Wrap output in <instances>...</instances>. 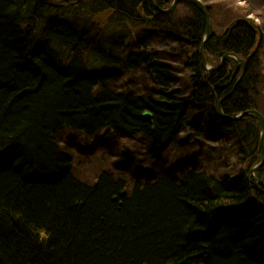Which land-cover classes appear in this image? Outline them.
Wrapping results in <instances>:
<instances>
[{
	"label": "trees",
	"instance_id": "1",
	"mask_svg": "<svg viewBox=\"0 0 264 264\" xmlns=\"http://www.w3.org/2000/svg\"><path fill=\"white\" fill-rule=\"evenodd\" d=\"M179 7L188 15L162 14L154 0H0V264H264V192L249 178L262 129L218 105L231 117L259 111L262 32L239 17L223 35L211 29L209 65L227 54L247 63L244 76L230 57L207 73V19L190 1ZM175 62L189 72L184 93ZM64 131L118 144L117 165L137 162L121 139L143 136L161 156L184 134L224 143L228 155L215 150L237 162L230 173L226 162L215 175L146 173L130 185L109 171L84 184Z\"/></svg>",
	"mask_w": 264,
	"mask_h": 264
},
{
	"label": "rangeland",
	"instance_id": "2",
	"mask_svg": "<svg viewBox=\"0 0 264 264\" xmlns=\"http://www.w3.org/2000/svg\"><path fill=\"white\" fill-rule=\"evenodd\" d=\"M80 1V0H79ZM166 6L163 7L165 10L171 7L174 0H165ZM208 8L212 9V16L210 22V29L218 35H223L227 28H229L234 20L239 18H247L254 22L255 26L260 27L262 32L259 37V45L262 49L261 60L262 67L260 73V86L258 89L259 98L257 104L259 113L264 115V0H202ZM241 14V15H240ZM179 15L187 16L188 10L179 7ZM158 52H168L162 46L153 47ZM163 60L168 64L167 58L164 57ZM206 61V56H205ZM218 63L217 66H220ZM175 68V75H177L179 80V87L177 88L181 93H184L185 88L188 86L187 79L189 77V72L186 70L184 64L175 62L173 63ZM213 68L211 65H207V70ZM209 73V72H207ZM134 85L138 88L141 85L142 79L140 72H134ZM126 77L116 78L115 82L110 84V88L121 90L122 83L126 80ZM147 77L145 76V81ZM148 82V80H147ZM186 134L181 136L178 141L185 138L183 146L177 145L176 142L170 144L161 156H153L149 151L151 148V143L144 138L140 137H127L120 140V144H123L125 148L131 151L136 159V163L120 164L121 158L114 157L115 154L111 153L112 149L118 147V144H114L113 141L104 140L100 135L97 139L93 140L79 134L77 132L64 131L60 134L59 141L60 144L65 147V150L70 152L73 160V173L76 178H78L84 184H92L98 178L101 172L114 171L113 174L117 178L126 180L128 184H134L138 179H145L146 181H151L150 178H146V173L150 175L165 174L170 176H175L182 170H187L190 168L210 171L212 174H216L217 167L220 163L227 166L223 171L233 172L234 164L237 160H232L231 158H225L223 155L227 154L228 147H225L224 143H212L203 142L200 140H192L191 142L186 140ZM262 137V136H261ZM194 141V142H193ZM262 141V139H261ZM181 142V141H180ZM93 143V144H92ZM193 143V146L191 145ZM86 146V148H84ZM217 147H222L225 151L220 153L215 150ZM228 155V154H227ZM262 159V158H261ZM177 165L180 169L175 168ZM222 169V168H220ZM257 170L252 174V179L257 178ZM251 174V172H250ZM137 177V178H135ZM152 177V176H150ZM134 178V179H133ZM141 179V180H142Z\"/></svg>",
	"mask_w": 264,
	"mask_h": 264
},
{
	"label": "water",
	"instance_id": "3",
	"mask_svg": "<svg viewBox=\"0 0 264 264\" xmlns=\"http://www.w3.org/2000/svg\"><path fill=\"white\" fill-rule=\"evenodd\" d=\"M77 1H79V0H77ZM154 1L156 3V9L158 11H160L162 14H166V15L168 13L174 11L175 8L178 6V4L181 3V2H183V1H187V2L190 1V2H192L197 8H199L200 11H202V13L204 14L205 18L207 19V28H206L207 31H206V36H205V39H204V42L202 44V47H201V50L200 51L202 52V63L204 65L205 69L207 70V63L205 61V52H203V51H204V46H205L207 40L211 37V29H210L211 19H210V16H209L208 8L204 4H202V2L199 1V0H175L173 2V4L171 5V7L168 8L167 11H164L160 7L159 0H154ZM151 20H152V18L142 17V21L143 22H151ZM226 57H232V58H235L236 59L237 55L235 56L233 54H227V55H225V57H224V59L222 61H224ZM238 61H239L240 65L243 68V72H244L243 73V76H244V74H245V67H246V61L245 60H241V59L238 60ZM221 67H222V65L219 66L218 68H215L214 70H218ZM214 70H210V72H213ZM220 103H221V101L219 102V107H220L219 108V111H220L221 115L224 117V115L222 114V110H221ZM249 114L256 115L257 118H258V120L260 121L261 126H262V143H261V148H262V161L264 162V117H263V115H259L258 112H256L255 110H250L249 112L243 113L241 115V117L242 116L245 117V116H247ZM153 117H154V115L152 114V112H144L142 114V118L144 120H146L147 122H149L150 124L154 121L153 120ZM228 118L231 119V120H233L230 117H228ZM239 119H240V117H239ZM260 167L261 166L259 165V166L255 167V168H253L252 171H251V174H250L249 178H251L252 177V174L254 172H256L257 170H259ZM254 180L257 181V182H259V183L261 182V181H258V179H256V178ZM260 185L263 187L264 186V182L261 183Z\"/></svg>",
	"mask_w": 264,
	"mask_h": 264
},
{
	"label": "bare ground",
	"instance_id": "4",
	"mask_svg": "<svg viewBox=\"0 0 264 264\" xmlns=\"http://www.w3.org/2000/svg\"><path fill=\"white\" fill-rule=\"evenodd\" d=\"M76 1H77V0H76ZM174 1H175V0H174ZM174 1H173V2H174ZM199 1H201L202 4H204L202 0H199ZM78 2H79V1H78ZM186 2H187V1H186ZM159 3H160V7H161V1H160V0H159ZM52 4H53L54 6H57V7H58V5H59V4H56V3H54V2H53ZM172 4H173V3H172ZM155 5H156V3H155ZM179 5H180V3H179L178 6L175 8V10L172 11V12H170V13H173V12L177 11L178 8H179ZM204 5L207 7L206 4H204ZM161 9L164 10V11H167V10L163 9L162 7H161ZM156 10H157V9H156ZM142 17H145V16L141 15V19H142ZM148 18H150V17H148ZM142 22H143V21H142ZM151 22H152V20H151ZM144 23H146V22H144ZM147 23H150V22H147ZM210 27H211V25H210ZM205 36H206V35H205ZM211 36H212V35H211ZM204 39H205V38H204ZM209 39H210V38H209ZM203 41H204V40H203ZM207 41H208V40H207ZM230 58H232V57H230ZM233 59H235V58H233ZM235 60L238 61V60H240V58H237V57H236ZM241 60H243V59H241ZM221 62L224 63V61H221ZM206 63H207V62H206ZM222 63H221V65H223ZM246 63H247V61H246ZM207 65H209V64L207 63ZM221 65H220V66H221ZM218 67H219V66L214 67V68H211L210 70H214L215 68H218ZM204 68H205V67H204ZM205 70H206V69H205ZM210 70H206V71L210 73ZM242 75H243V72H242ZM242 75H241V76H242ZM219 102H220V101H219ZM219 102H218V105H219ZM220 106H221V103H220ZM219 108H220V107H219ZM221 110H222V114L224 115V117H226V119H227V120H230V121H237V122H238V121H239V117H240V119L244 117V116L241 117L242 114H239V115L236 116V117H231V116H228V115L226 116V115L224 114V112H223L222 106H221ZM255 111H256V110H255ZM147 112H148V111H147ZM256 112H258L259 115H262L261 113H259V111H256ZM250 115H252V114H250ZM254 116L257 118L256 115H254ZM228 117L232 118L233 120L229 119ZM263 117H264V115H263ZM257 120H258V118H257ZM258 122H259V124H260V121H259V120H258ZM260 126H261V124H260ZM261 129H262V126H261ZM261 136H262V134H261ZM263 165H264V162L262 161V162L260 163V166H261V167H260L259 169L263 168ZM257 166H259V165H257ZM257 166H255V167H257ZM255 167H253V168H255ZM253 168H252V169H253ZM250 179H252V178H250ZM256 179H257V178H256ZM253 180H254V178H253ZM254 181H255V180H254ZM259 181H260V180H259ZM263 182H264V181H261L260 183H259V182H258V183L261 184V183H263ZM262 188H263V192H264V186H263Z\"/></svg>",
	"mask_w": 264,
	"mask_h": 264
}]
</instances>
